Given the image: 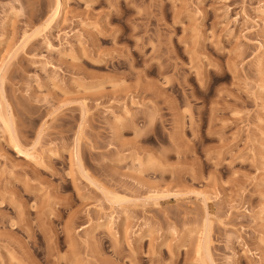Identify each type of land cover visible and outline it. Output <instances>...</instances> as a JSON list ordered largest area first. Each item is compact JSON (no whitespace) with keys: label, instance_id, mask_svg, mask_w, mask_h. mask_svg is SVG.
I'll return each mask as SVG.
<instances>
[{"label":"rangeland","instance_id":"obj_1","mask_svg":"<svg viewBox=\"0 0 264 264\" xmlns=\"http://www.w3.org/2000/svg\"><path fill=\"white\" fill-rule=\"evenodd\" d=\"M57 2L0 0V264H264V0Z\"/></svg>","mask_w":264,"mask_h":264},{"label":"bare ground","instance_id":"obj_2","mask_svg":"<svg viewBox=\"0 0 264 264\" xmlns=\"http://www.w3.org/2000/svg\"><path fill=\"white\" fill-rule=\"evenodd\" d=\"M59 1H61V0H58V2ZM57 2V3H58ZM61 6H60V3H58L57 4V7L54 9V12H53V14H51L52 16L50 17L51 19H50V21L51 20H53L54 21V19H56V17L58 16V15H60V12H61ZM49 21V20H48ZM47 24V23H46ZM1 77V76H0ZM5 98H4V95L1 93L0 94V118L2 119V121H3V123H4V125H5V127L8 129V131H9V134H11L12 136H13V133L15 132V129H14V120H13V118H12V115H11V113H9V110H8V108L5 106ZM12 138V137H11ZM14 138V137H13ZM15 142H14V147H16L19 151H22V149H23V146H22V144H20L19 143V141H18V139L17 140H15V139H13ZM25 150H26V152H27V154L28 155H33L34 153H28V151L29 150H27L26 149V147H25ZM35 155V154H34ZM81 163V162H80ZM82 165V164H81ZM115 195V194H114ZM116 196L117 195H115V198H116ZM120 196V195H119ZM118 196V197H119ZM120 199H121V197H119ZM116 200V199H115ZM118 200V199H117ZM119 201V200H118ZM111 223H113V221H111ZM209 250V244H208V241L206 240V242L205 243H203V242H200L199 244H198V251L200 252V253H203L204 252V254H205V252H206V254H207V251ZM205 254V255H206ZM209 256V255H208ZM204 257V256H203ZM207 257V256H206ZM209 259L208 260H210V257H208ZM210 261H212L213 262V260L211 259ZM212 262H210V263H212Z\"/></svg>","mask_w":264,"mask_h":264}]
</instances>
